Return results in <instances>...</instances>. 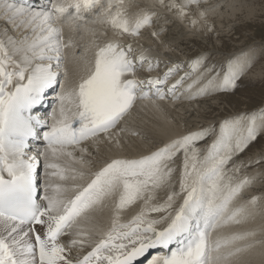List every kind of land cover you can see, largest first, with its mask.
<instances>
[{
	"label": "snow or ice",
	"instance_id": "6c2138e0",
	"mask_svg": "<svg viewBox=\"0 0 264 264\" xmlns=\"http://www.w3.org/2000/svg\"><path fill=\"white\" fill-rule=\"evenodd\" d=\"M155 3L175 9L183 19L185 9L199 0ZM153 15L143 10L130 17L124 0H46L39 8L26 0H0V16L25 30L19 40L6 33L0 38V264H135L152 249L164 251L148 264H235L241 253L264 245V239H255L256 230L222 231L264 215V208L258 211L264 198L244 197L253 178L238 177L243 162L234 159L264 132V110L225 118L148 154L113 157L86 171L91 164L86 145L94 146L101 137L111 142L110 132L138 100H194L231 91L249 67L247 60L236 59L217 71L198 57L166 86L181 65L160 77L138 78V69L151 72L158 65L146 49L135 50L119 39L103 44L93 39L79 55L72 52L83 74L68 85L64 50L76 45L65 42V27L95 37L91 26L100 25L102 35L110 29L116 37H134L151 26ZM204 15L199 13L201 19ZM56 85L60 91L51 112H34ZM32 140L43 142L35 152ZM200 142L203 148L197 147ZM161 191L166 199L154 202ZM108 203L110 226L94 238L95 229L85 225ZM137 204L139 211L123 220V212ZM153 213L160 215L153 218ZM86 246V254L72 255Z\"/></svg>",
	"mask_w": 264,
	"mask_h": 264
},
{
	"label": "bare ground",
	"instance_id": "6f19581e",
	"mask_svg": "<svg viewBox=\"0 0 264 264\" xmlns=\"http://www.w3.org/2000/svg\"><path fill=\"white\" fill-rule=\"evenodd\" d=\"M199 1H205L206 3L203 6L198 5L196 7H188L189 9H185L186 14L184 18L180 19L178 18L175 9L169 10L167 7H160L155 3V0H124V5L128 15L130 13H133L132 15H129L130 17L143 10H148L155 13V15H153L152 17L151 26L142 28L139 35L134 37L127 35L116 37L113 35L110 29L105 30L104 34L102 35L100 25L91 26L97 29L95 37H93L91 33L83 29H81L78 33H73L67 27H65L63 30L65 42L71 39L74 45H76L74 49L64 50L66 56L65 66L69 71L68 85L71 87L83 74L81 62L76 61L72 57V52L75 51L77 55H79L80 52L84 51V49L90 45L93 39H95V42L98 44H103L113 39H119L120 42L124 45L132 44L135 50H139L141 47L143 49H146L147 51L145 55L154 62L158 61L157 66L165 63L167 65V68H171L174 65H181L182 67L186 68L189 64V61L195 59L201 54H206L205 49L199 47L198 41H202L204 39L203 38L202 40H200L199 35L205 34V37H207L209 31L213 29L215 30V32L212 31L213 34L222 33L220 31L221 28L224 27L222 20L224 18L226 20H228V18L236 19L235 17L237 13L240 12L241 15L243 9V6L241 5L242 0ZM175 2L179 4L182 3L183 0H175ZM168 3L169 0H165V4ZM201 11L205 13L203 19H201L199 16V13ZM253 12L255 11H252V9L249 8L248 10H246L244 16L246 18L253 16ZM193 20L196 21L195 24H192ZM227 23L229 24L228 21ZM160 31H166V34L162 35ZM152 32H157L159 33V35L154 37L152 35ZM5 33L8 36L19 40L25 34V30L23 28L14 27L12 22H9L3 16H0V38H4ZM196 34L198 36H196ZM190 43H193L194 47H199L197 51L198 53L196 52L197 54L190 53L191 50H188V47H184V45H190ZM251 45L255 47L256 45L260 46L262 44H260V42H252L250 43V46ZM252 46H248L247 50H249L250 48H254ZM235 50L238 49H233L232 51L230 50L231 52H229L225 44L223 43L221 48L213 47L210 49V51L208 50L209 52L207 53L212 54L214 52H217L218 55L228 56L237 52V54L240 55L237 57V59L241 60H243L248 55H243L244 53L241 54L243 52L242 50ZM89 58H91V50L89 51ZM247 61H249V59H247ZM157 66L151 72H145V78H148L149 76L155 78L159 73ZM141 69L143 70V68ZM259 70L260 68L254 70V73H257V71ZM178 71L180 72H176V75L174 77L176 79L182 76L181 74H184L186 72L185 69H183L182 71L181 68ZM140 73L142 75L143 71L140 70ZM144 76H140V78ZM261 77L262 74L259 76V78ZM176 79L169 83H173ZM259 93H263V90L259 91ZM217 97H214L212 99L200 100L198 102L196 100L193 101L185 99L183 96H181L180 99L176 100L168 98L171 99L168 102H136L130 114L125 118V120L122 121L116 129L110 132V135L113 137V140L111 142L106 141L103 139V137H101V139L94 146L90 142L86 145L89 148V154L86 156V158L91 161L90 168L86 169V171L97 170L99 167H101L103 161L113 157H140L155 150L157 147L162 146L170 139L188 133V130L190 129H193L195 131L196 128L197 130V126L200 125V123L210 125L212 123L214 124V121H220V119H223L222 117L218 120H214L212 118V114L214 113L216 107L222 106L223 103H221V101H226L222 98H227L229 96L221 95L220 97ZM260 103L261 104L259 106V109L264 107V98L261 99ZM242 105H244V103H242ZM244 109L246 110H236L237 114L249 113L247 111L249 108ZM120 129H124V131H120ZM117 133H119L118 137L116 135ZM117 138L120 141L119 147L115 146V140ZM263 146L261 148H263ZM252 151L254 152L248 153H260L262 157L264 156V152H255L258 151L256 145L252 149ZM75 154L77 156L80 155L79 152ZM261 156H253L255 157V159H248L246 165H243L244 168H247L248 170L244 175L240 176V178L247 176L249 178H253V180H257L256 182L253 181V186H255V188L252 191L246 194V191L249 190V187L244 190L243 195L246 199H250L252 196H260L263 198L264 161L261 162V166L258 167L260 168L261 172L253 168L254 161ZM262 159L264 160V158ZM177 167H179V165H177ZM39 170L44 181V169L42 166V160ZM176 190L179 191L178 184H176ZM40 195H43V191H41ZM164 199H166V193L164 191H161L158 193L157 199L154 202L160 203L163 202ZM139 207L140 205L137 204L123 212L122 219L125 221L130 219L132 215L139 211ZM258 208H264V199L259 202ZM111 214V203H108L105 207L100 208L91 214V220L85 225V228H94V238H98V234L105 231L110 226ZM159 215L160 214L156 213L152 214L153 218H156ZM244 230H256L257 236L255 237V239H264V231H262L264 230V215H257L254 220L246 224L233 225L223 229L222 231L225 233H230ZM67 239L68 237L64 238L65 242L67 241ZM89 250L90 248L87 246L85 248H75L72 250V255H83L86 254ZM147 261L148 260H146L143 264H145ZM235 264H264V245L258 244L255 247L249 249L247 252L241 253L239 257L236 258Z\"/></svg>",
	"mask_w": 264,
	"mask_h": 264
},
{
	"label": "rangeland",
	"instance_id": "374dc122",
	"mask_svg": "<svg viewBox=\"0 0 264 264\" xmlns=\"http://www.w3.org/2000/svg\"><path fill=\"white\" fill-rule=\"evenodd\" d=\"M205 3H206L205 1H201V2L199 1V5L201 6H203ZM241 5L243 6L242 7L243 9H242L241 15H240V12L237 13L235 17L237 20L234 18H231V19L228 18V20L224 18L222 20L223 25H224V27H222L220 30L222 33L213 34V32H215V30L213 29L209 31V34L207 37H205L206 36L205 34L199 35L200 40L204 38L203 39L204 41L203 40L198 41L199 47H201L202 49H205L206 54H201L198 57L204 58L207 61V63L214 66L217 71H220L221 69L226 68L227 63L230 60H236L237 57L240 56L239 54H237V52L233 53L232 55H228V56L218 55L217 52H214L212 54L207 53L213 47L221 48L223 43L225 44L229 52H231L233 49L242 50L243 52L241 54L243 53H244L243 55L248 54L243 60L249 59L248 61L249 67L237 81V87L235 89L231 91H227V92H218L211 96L198 97L194 99L198 102L204 99H212L217 96L220 97L221 95L229 96L227 98L225 97L222 98L226 100L224 102L221 101V103H223L221 106L222 108L221 107H216V109L214 108L215 111L212 114L213 116L212 118L214 120H218L221 117L225 119L228 117L235 116L237 115L236 110H242V109L246 110L244 108H249L247 110L249 113L264 110V107L259 109V106L261 104L260 103L261 99L264 98V75H263L264 74V44H263L264 43V0H242ZM191 6L196 7L197 5L195 4L189 5V8ZM189 8H186V9H189ZM249 8H251L252 11L254 10L255 12L252 13L254 14L253 16L246 18L244 15L246 13V10H248ZM132 14L133 13H130L129 15H132ZM227 21L229 22V24L227 23ZM160 32L162 35L166 34L165 33L166 31H160ZM196 36L198 35L196 34ZM252 42H260V44L262 45L260 46L256 45L255 47L251 45L254 48H250L249 50H247L248 46L251 47L250 43ZM184 47H188V50H191L190 53H196L199 48L198 46L194 47L193 43H190V45L186 44L184 45ZM238 50H235V51H238ZM259 68L260 70L257 71V73H254V70H257ZM183 69H185V71H188V66L186 68L181 67L182 71ZM179 72L180 71H177V73ZM261 74H262V77L259 78ZM262 90H263V93H259V91H262ZM242 103H244V105H242ZM223 119H220V121ZM220 121H214V124H218ZM214 124L212 123L209 125V124L200 123V125L197 126V130L201 128H209ZM191 130L193 129L188 130V132ZM263 141H264V132H260L258 133V138L255 141L251 142L249 146L242 153L238 154L234 158L236 163L239 164L240 162H243V165H246L248 159L249 160L251 158L255 159V157L253 156H261L260 153H256V154L250 153L249 154L248 152H254L252 151V149L255 147V145L258 149V151H255V152H264L262 151L264 150ZM207 142L210 143V139ZM204 146H205V142H200L197 144L198 148H203ZM262 146L263 148H261ZM262 158H264V156L263 157L261 156L257 158L256 160H260L261 162H263L264 160ZM255 161L253 163L254 165L253 168L261 172L260 168H258L259 166H261L260 164L261 162L255 163ZM177 165L180 166L179 160L177 161ZM229 167H231V165H229ZM247 170H248L247 168H244V166H242L240 168L239 173H237L238 177L244 175L247 172ZM253 181L256 182L257 180H253ZM254 188L255 186H253V183H252L249 186V190L246 191V194L252 191ZM263 198H264V195H263Z\"/></svg>",
	"mask_w": 264,
	"mask_h": 264
}]
</instances>
